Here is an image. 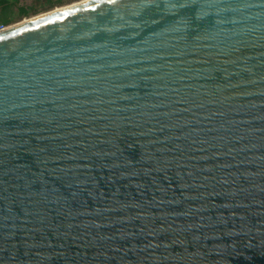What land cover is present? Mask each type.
Masks as SVG:
<instances>
[{"label":"water","instance_id":"obj_1","mask_svg":"<svg viewBox=\"0 0 264 264\" xmlns=\"http://www.w3.org/2000/svg\"><path fill=\"white\" fill-rule=\"evenodd\" d=\"M0 37V264H264V0H89Z\"/></svg>","mask_w":264,"mask_h":264},{"label":"rangeland","instance_id":"obj_2","mask_svg":"<svg viewBox=\"0 0 264 264\" xmlns=\"http://www.w3.org/2000/svg\"><path fill=\"white\" fill-rule=\"evenodd\" d=\"M57 1V0H55ZM62 3L61 5H58L57 7L53 8V9H49V7L46 5L47 1H40L38 4L35 3V0H18V3L12 7L11 11L9 12V17L11 20V24L8 26H5L7 28H13L17 25H21L23 23H25V21H31L33 19L45 16L47 14L53 13L55 11L58 10H63L65 8L71 7V6H75L77 4L83 3L85 1H89V0H61ZM36 6V9L39 11L38 14L35 13H31V15L29 17H22L20 16V9L23 6ZM3 26V25H0Z\"/></svg>","mask_w":264,"mask_h":264},{"label":"trees","instance_id":"obj_3","mask_svg":"<svg viewBox=\"0 0 264 264\" xmlns=\"http://www.w3.org/2000/svg\"><path fill=\"white\" fill-rule=\"evenodd\" d=\"M35 3H39L40 1H47V6L49 9H53L58 5H61V0H35ZM18 3V0H0V25L8 26L11 24V20L9 17V12L11 11L12 7ZM31 13L38 14L39 11L36 9V6H23L20 9V16L22 17H29Z\"/></svg>","mask_w":264,"mask_h":264},{"label":"built area","instance_id":"obj_4","mask_svg":"<svg viewBox=\"0 0 264 264\" xmlns=\"http://www.w3.org/2000/svg\"><path fill=\"white\" fill-rule=\"evenodd\" d=\"M6 29H7V27H5V26H0V33L5 32Z\"/></svg>","mask_w":264,"mask_h":264},{"label":"bare ground","instance_id":"obj_5","mask_svg":"<svg viewBox=\"0 0 264 264\" xmlns=\"http://www.w3.org/2000/svg\"><path fill=\"white\" fill-rule=\"evenodd\" d=\"M86 2H88V1H85V2H83V3H86ZM83 3H80V4H83ZM76 6V5H75ZM28 22H30V20L29 21H25V23H28ZM25 23H23V24H25ZM23 24H21V25H23ZM18 26V25H17ZM16 27V26H15ZM14 28V27H13ZM12 29V28H11ZM8 30H10V28H7L6 29V31H8Z\"/></svg>","mask_w":264,"mask_h":264},{"label":"snow or ice","instance_id":"obj_6","mask_svg":"<svg viewBox=\"0 0 264 264\" xmlns=\"http://www.w3.org/2000/svg\"><path fill=\"white\" fill-rule=\"evenodd\" d=\"M0 38H2V37H0Z\"/></svg>","mask_w":264,"mask_h":264}]
</instances>
